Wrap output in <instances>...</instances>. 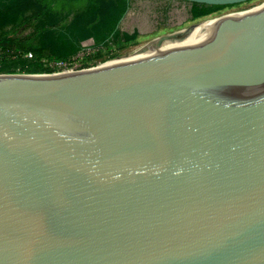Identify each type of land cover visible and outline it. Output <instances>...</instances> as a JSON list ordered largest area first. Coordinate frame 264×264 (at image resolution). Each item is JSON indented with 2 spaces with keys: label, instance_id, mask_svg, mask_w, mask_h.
<instances>
[{
  "label": "water",
  "instance_id": "obj_1",
  "mask_svg": "<svg viewBox=\"0 0 264 264\" xmlns=\"http://www.w3.org/2000/svg\"><path fill=\"white\" fill-rule=\"evenodd\" d=\"M202 23L0 75V264H264V6Z\"/></svg>",
  "mask_w": 264,
  "mask_h": 264
},
{
  "label": "trees",
  "instance_id": "obj_2",
  "mask_svg": "<svg viewBox=\"0 0 264 264\" xmlns=\"http://www.w3.org/2000/svg\"><path fill=\"white\" fill-rule=\"evenodd\" d=\"M131 5L132 0H0V75L55 74L58 64L77 62L81 54L111 56L135 44L138 33L120 28ZM237 6L193 3L190 15L198 21Z\"/></svg>",
  "mask_w": 264,
  "mask_h": 264
},
{
  "label": "rangeland",
  "instance_id": "obj_3",
  "mask_svg": "<svg viewBox=\"0 0 264 264\" xmlns=\"http://www.w3.org/2000/svg\"><path fill=\"white\" fill-rule=\"evenodd\" d=\"M264 5V0H255L232 9L224 11L221 15L192 21L190 15V5L178 1L170 0H132L131 9L121 23V30L133 34L138 33L135 44L127 45L111 56L105 55L95 57V55H82L78 58L77 71H84L103 67L108 61L135 54L138 50L155 40L156 38L173 32L187 29L193 25L207 20L219 18L235 13L247 12ZM169 8V13L163 9ZM203 24V23H202ZM86 47L92 45L91 41L84 43ZM57 74V73H55Z\"/></svg>",
  "mask_w": 264,
  "mask_h": 264
},
{
  "label": "built area",
  "instance_id": "obj_4",
  "mask_svg": "<svg viewBox=\"0 0 264 264\" xmlns=\"http://www.w3.org/2000/svg\"><path fill=\"white\" fill-rule=\"evenodd\" d=\"M29 57L31 58L32 55H29ZM77 62H74L72 64H58V67L61 69L60 72L58 73H73V72H77V69H78V65H76ZM57 73V74H58Z\"/></svg>",
  "mask_w": 264,
  "mask_h": 264
},
{
  "label": "bare ground",
  "instance_id": "obj_5",
  "mask_svg": "<svg viewBox=\"0 0 264 264\" xmlns=\"http://www.w3.org/2000/svg\"><path fill=\"white\" fill-rule=\"evenodd\" d=\"M263 6H264V5H263ZM261 7H262V6H261ZM212 24H214V23H203V24H201L200 26H198V27L195 29L193 35H195V34H199V33H203V32L206 31L207 29L211 28V27H212ZM129 56H131V55H129ZM103 67H104V66H103ZM101 68H102V67H101Z\"/></svg>",
  "mask_w": 264,
  "mask_h": 264
}]
</instances>
